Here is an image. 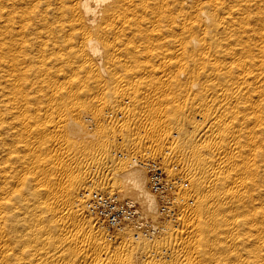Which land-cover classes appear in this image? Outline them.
I'll return each instance as SVG.
<instances>
[{
  "label": "bare ground",
  "instance_id": "obj_1",
  "mask_svg": "<svg viewBox=\"0 0 264 264\" xmlns=\"http://www.w3.org/2000/svg\"><path fill=\"white\" fill-rule=\"evenodd\" d=\"M0 264H264V0H0Z\"/></svg>",
  "mask_w": 264,
  "mask_h": 264
},
{
  "label": "built area",
  "instance_id": "obj_2",
  "mask_svg": "<svg viewBox=\"0 0 264 264\" xmlns=\"http://www.w3.org/2000/svg\"><path fill=\"white\" fill-rule=\"evenodd\" d=\"M147 167L150 176L151 189L154 192L166 194L171 186L166 179L167 177L162 170L161 165L156 161H149L147 163ZM88 198L98 211L104 215V218H106L109 223L117 221L122 217L123 212L131 211L133 208L131 205H119V203L117 204L109 197L97 192L89 193ZM126 209L129 210L125 211ZM120 210L121 213L118 215Z\"/></svg>",
  "mask_w": 264,
  "mask_h": 264
},
{
  "label": "rangeland",
  "instance_id": "obj_3",
  "mask_svg": "<svg viewBox=\"0 0 264 264\" xmlns=\"http://www.w3.org/2000/svg\"><path fill=\"white\" fill-rule=\"evenodd\" d=\"M143 151L142 150H139V151H136V152H133V153H131V155L129 154L128 156L130 157H135L137 160H143L144 162H146V161H156V162H158L160 165H161V167L164 169V172L167 174V176H168V178L169 179H173L174 181H176L177 180V178L176 177H181L182 179L185 177H182L184 174H183V172L181 173V171H180V169L177 167V168H175L174 167V161L173 160H171V159H169V158H167L166 159V162L164 161V165H162L161 163V159L156 155V154H152V155H150L149 156V154H147V155H145L144 153L143 154H141ZM119 153L122 155V156H120L119 155ZM135 153V154H134ZM124 154H125V152L120 148V147H117L116 149H115V155L117 156V158L118 159H123L124 157ZM148 156V157H147ZM130 157V158H131ZM164 166V167H163ZM179 170V171H178ZM183 174V175H182ZM183 181L184 182H187V180H186V178H184L183 179ZM187 186H189V185H187ZM187 186L185 187V184H184V186H175V187H177V190H176V188L172 191V190H170V192H168V195L170 196V198L172 199L173 197H174V195H175V193L177 192H179V195H177V193H176V196L178 197V199H181V195H182V193H183V191L185 192L186 190H187ZM176 190V191H175ZM91 191H93V190H91ZM107 195V194H106ZM180 197V198H179ZM121 201V200H120ZM161 201H162V198H161ZM182 204V202H181V200H180V202L178 203V204H175L177 207H175V205H174V214H175V212H176V214L178 213V211L180 210V206H181V204ZM160 206H161V204H160ZM134 207H136V209H137V207H138V205L136 204H134ZM176 208V209H175ZM177 208H179V209H177ZM120 213H121V210L119 211V213H118V215H120ZM138 213H139V210H138ZM139 215V214H138ZM140 216V215H139ZM138 216V217H139ZM142 216V215H141ZM90 217H92V216H90ZM142 218V217H141ZM148 219V221H149V217H147ZM101 220V219H100ZM101 222L105 225V226H108V225H106V223L103 221V220H101ZM156 224H159V225H164V224H167V225H170V226H172V224L171 223H165V222H163V220L162 219H156V221H154ZM173 228H174V226H173ZM108 229L109 230H115V228L114 227H108ZM130 229V228H129ZM130 235H132L134 238H136V235H135V232L134 231H132L131 229H130Z\"/></svg>",
  "mask_w": 264,
  "mask_h": 264
}]
</instances>
